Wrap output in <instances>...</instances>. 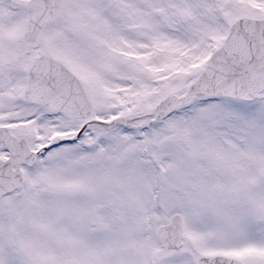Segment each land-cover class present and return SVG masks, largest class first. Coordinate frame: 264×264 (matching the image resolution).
I'll return each instance as SVG.
<instances>
[{
  "label": "snow or ice",
  "instance_id": "6c2138e0",
  "mask_svg": "<svg viewBox=\"0 0 264 264\" xmlns=\"http://www.w3.org/2000/svg\"><path fill=\"white\" fill-rule=\"evenodd\" d=\"M0 264H264V0H0Z\"/></svg>",
  "mask_w": 264,
  "mask_h": 264
}]
</instances>
